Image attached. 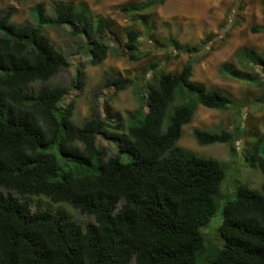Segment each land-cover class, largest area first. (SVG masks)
<instances>
[{"label": "trees", "instance_id": "1", "mask_svg": "<svg viewBox=\"0 0 264 264\" xmlns=\"http://www.w3.org/2000/svg\"><path fill=\"white\" fill-rule=\"evenodd\" d=\"M165 1L133 3L122 11L135 15ZM50 9L38 4L24 23L14 21L12 9L0 13V264H201L204 258L209 264H264V181L258 188L239 182L231 193L221 161L179 145L200 105L234 109L238 117L246 106L193 80L194 61L201 57L195 55L210 39L194 48L169 42L191 59L169 71L166 61H152L141 106L127 124L111 122L94 109L80 125L73 119L75 100L62 102L71 86L50 84L71 62L47 28L70 26L74 36L86 38L90 63L101 65L109 52L103 35L113 21L93 16L85 3L54 1ZM237 17L228 29L241 25ZM141 18L152 37L153 25ZM252 31L263 32L264 25ZM228 35L226 30L222 37ZM126 36L119 42L122 54L132 61L150 54L139 46L141 32L132 27ZM236 56L247 72L237 74L233 64L224 63L226 77L264 91V53L243 47ZM82 75L83 70L72 85H82ZM106 82L124 90L135 80ZM254 98L256 108L261 102ZM235 128L237 136L227 129L193 133L201 145L229 144L236 157L234 140L243 129ZM104 132L116 143V155L108 156L98 144ZM244 146V160L264 174V133L250 132ZM228 193L233 197L224 201ZM34 196L59 205H33ZM65 203L94 221H80ZM217 216L222 244L211 243L207 250L212 240L206 229Z\"/></svg>", "mask_w": 264, "mask_h": 264}, {"label": "rangeland", "instance_id": "2", "mask_svg": "<svg viewBox=\"0 0 264 264\" xmlns=\"http://www.w3.org/2000/svg\"><path fill=\"white\" fill-rule=\"evenodd\" d=\"M54 1H72L75 4L85 3L89 6L93 16L102 15L113 21L112 30L103 35V40L109 44L107 58L101 65H92L83 36H74L71 27L67 25L48 27L50 39L66 53L71 62L70 67L63 69L54 77L50 84L70 85L68 94L62 100L63 104H69L75 100L74 121L82 125L94 109L100 115L111 122L127 124L130 114L141 106V96L145 93L143 78L149 71L152 61L165 65L169 70H180L188 61V54H178L176 46H170V41H176L182 46L192 48L199 47L205 41L206 47L199 52L194 61L193 80L202 84L205 88H217L229 94L233 98L246 104L238 117L234 109H214L200 105L192 122L184 127L183 136L179 145L201 156H209L221 161L228 170L227 180L229 192H233L239 182H249L258 188L264 181V174L249 160L245 159V140L250 132L264 133V91L262 86H256L246 80L237 79L225 75L224 63L233 64L237 74H245L244 68L237 61V52L243 47H252L258 52L264 53V31L254 32L253 26L264 25V0H166L153 10L139 12L135 15H127L122 7L133 3H144L148 0H0V13L6 9L14 11V21L24 23L32 16V10L38 4H44L50 12V5ZM146 16L154 27L152 37L147 34V26L141 18ZM238 16L241 25L228 29L231 18ZM135 28L141 32L139 39L140 48L148 49L149 55L140 60L132 61L124 53L119 42L127 39L126 31ZM227 32V39L223 38ZM83 70V84L72 85L78 79ZM149 75V74H148ZM118 77H132L134 85L124 90H117L114 85L107 84V79ZM147 77V75H146ZM258 96L261 105L254 108L252 102ZM145 109H147L145 107ZM243 129L240 137H236L234 143L238 146L239 155L235 157L227 143H212L201 145L194 136L195 128L207 130L227 129L236 130L235 126ZM240 130V127H239ZM237 131V130H236ZM235 136H237V133ZM98 144L105 147L108 156L116 155L117 145L108 139L106 132L98 136ZM252 144V142H249ZM130 156L124 155V159ZM244 162V164H243ZM232 178V180H230ZM234 183V186H233ZM226 184L224 183L225 187ZM228 193L223 197L225 201L232 198ZM31 199V198H30ZM33 205L40 203L42 207L55 209L59 204L51 205L45 197L34 196L30 200ZM64 206L80 221H94V217L82 214L78 209L65 203ZM35 210V206H33ZM218 217V216H217ZM219 217L206 229V235L212 242L206 243V249L222 244L218 229ZM201 264H209L204 258Z\"/></svg>", "mask_w": 264, "mask_h": 264}]
</instances>
